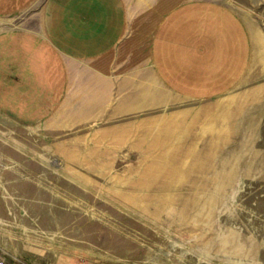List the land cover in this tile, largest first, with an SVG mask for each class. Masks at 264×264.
Instances as JSON below:
<instances>
[{"label": "rangeland", "instance_id": "1", "mask_svg": "<svg viewBox=\"0 0 264 264\" xmlns=\"http://www.w3.org/2000/svg\"><path fill=\"white\" fill-rule=\"evenodd\" d=\"M49 1L0 0V264H264V0H119L93 57ZM171 49L228 64L170 81Z\"/></svg>", "mask_w": 264, "mask_h": 264}, {"label": "crops", "instance_id": "2", "mask_svg": "<svg viewBox=\"0 0 264 264\" xmlns=\"http://www.w3.org/2000/svg\"><path fill=\"white\" fill-rule=\"evenodd\" d=\"M46 8L47 13L44 17V27L51 44L62 54L69 57H93L105 53L113 47L123 32L124 17L119 0H50ZM178 21L179 18L177 17L167 20L166 33L169 37V45L172 44L173 47H180L177 46L175 37L179 33L181 34L183 30L185 31L181 27H176ZM162 28L158 38H160L164 30L165 24ZM176 54V51L173 50L172 52L171 49L168 57L170 73L173 74V77H170V81L172 79L174 81L177 80L176 73L183 74V81H187L188 73L195 72L205 74L204 78L207 84V67L219 66L222 68L228 64L223 58L213 61L211 57L205 56L203 60H200L198 59L200 58L198 55V57H194L196 61H192V64L189 65L186 59L187 55L189 56L187 50H179L178 56ZM197 54H199L198 50ZM175 56L180 57L179 60ZM234 63L236 64L237 72L234 71L236 69L233 72L239 73V57L238 59L232 57L231 65H234ZM173 65L174 68L177 67L174 73L172 72ZM189 66L193 69L188 71ZM215 71V74L219 73L217 69ZM220 73L223 75L224 72ZM221 77L219 81L217 79L210 87H213L216 91L228 89L231 86L230 82L232 79L229 81L228 77ZM200 78L202 80V77ZM181 80L179 79V81Z\"/></svg>", "mask_w": 264, "mask_h": 264}]
</instances>
